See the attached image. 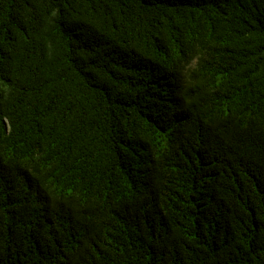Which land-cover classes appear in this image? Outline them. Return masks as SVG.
<instances>
[{
    "label": "trees",
    "instance_id": "1",
    "mask_svg": "<svg viewBox=\"0 0 264 264\" xmlns=\"http://www.w3.org/2000/svg\"><path fill=\"white\" fill-rule=\"evenodd\" d=\"M0 264H264V0H0Z\"/></svg>",
    "mask_w": 264,
    "mask_h": 264
}]
</instances>
